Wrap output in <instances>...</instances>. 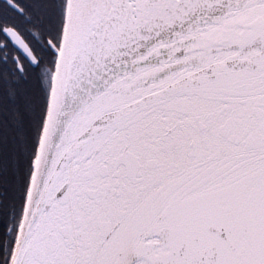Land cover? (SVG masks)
Wrapping results in <instances>:
<instances>
[{"label":"snow or ice","instance_id":"snow-or-ice-1","mask_svg":"<svg viewBox=\"0 0 264 264\" xmlns=\"http://www.w3.org/2000/svg\"><path fill=\"white\" fill-rule=\"evenodd\" d=\"M0 264H264V0H0Z\"/></svg>","mask_w":264,"mask_h":264}]
</instances>
